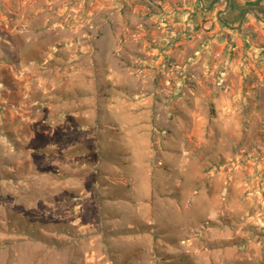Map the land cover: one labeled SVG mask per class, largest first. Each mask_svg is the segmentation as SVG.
Returning <instances> with one entry per match:
<instances>
[{
	"label": "rangeland",
	"instance_id": "obj_1",
	"mask_svg": "<svg viewBox=\"0 0 264 264\" xmlns=\"http://www.w3.org/2000/svg\"><path fill=\"white\" fill-rule=\"evenodd\" d=\"M166 3L0 0V264H264V129L151 53Z\"/></svg>",
	"mask_w": 264,
	"mask_h": 264
},
{
	"label": "crops",
	"instance_id": "obj_2",
	"mask_svg": "<svg viewBox=\"0 0 264 264\" xmlns=\"http://www.w3.org/2000/svg\"><path fill=\"white\" fill-rule=\"evenodd\" d=\"M166 1L168 28L163 37L153 32L151 53L203 72L216 88L218 118L264 129V0Z\"/></svg>",
	"mask_w": 264,
	"mask_h": 264
}]
</instances>
